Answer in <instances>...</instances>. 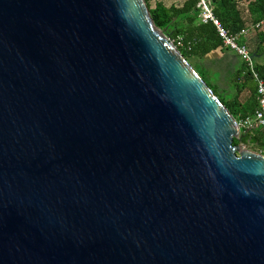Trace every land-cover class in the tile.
Returning <instances> with one entry per match:
<instances>
[{
	"label": "water",
	"instance_id": "obj_1",
	"mask_svg": "<svg viewBox=\"0 0 264 264\" xmlns=\"http://www.w3.org/2000/svg\"><path fill=\"white\" fill-rule=\"evenodd\" d=\"M146 0H0V264H264V154Z\"/></svg>",
	"mask_w": 264,
	"mask_h": 264
},
{
	"label": "trees",
	"instance_id": "obj_2",
	"mask_svg": "<svg viewBox=\"0 0 264 264\" xmlns=\"http://www.w3.org/2000/svg\"><path fill=\"white\" fill-rule=\"evenodd\" d=\"M215 14L231 31L250 29L242 42L255 59V69L264 80V0H212ZM155 24L176 43L181 37L183 46L178 48L200 73L221 101L238 121L252 116L258 108L257 81L247 62L230 57L231 49L224 46L216 27L199 18L198 0H146ZM263 23L255 27L257 23ZM214 51L221 57L208 58ZM229 69L221 73L223 63ZM227 64V65H228ZM234 144L248 146L264 153V127L242 128Z\"/></svg>",
	"mask_w": 264,
	"mask_h": 264
},
{
	"label": "built area",
	"instance_id": "obj_3",
	"mask_svg": "<svg viewBox=\"0 0 264 264\" xmlns=\"http://www.w3.org/2000/svg\"><path fill=\"white\" fill-rule=\"evenodd\" d=\"M197 7L199 8L200 20L204 23L211 22L216 27L218 36L221 38L224 46L241 56L247 62L249 68L256 78L259 105L252 116H247L245 119L238 121L241 130L242 128H252L255 126L264 127V80L259 76L255 69V59L251 51L247 45L242 42L244 36L249 33L250 29L242 28L239 31L234 32L224 26L220 18L215 14L212 0H198ZM262 23L263 21L257 23L255 27H259ZM175 45L177 47L183 46V39L178 37L176 39Z\"/></svg>",
	"mask_w": 264,
	"mask_h": 264
},
{
	"label": "crops",
	"instance_id": "obj_4",
	"mask_svg": "<svg viewBox=\"0 0 264 264\" xmlns=\"http://www.w3.org/2000/svg\"><path fill=\"white\" fill-rule=\"evenodd\" d=\"M229 54H230V57L232 58H235L236 61H238V59H240L238 56H237V53L234 52V51H229ZM222 56V53H220V51H214L213 53H211L210 57L208 58H215V57H221ZM228 63H223L221 65V69L217 68L218 71H221V73L225 72L226 70L229 69V64L227 65Z\"/></svg>",
	"mask_w": 264,
	"mask_h": 264
},
{
	"label": "rangeland",
	"instance_id": "obj_5",
	"mask_svg": "<svg viewBox=\"0 0 264 264\" xmlns=\"http://www.w3.org/2000/svg\"><path fill=\"white\" fill-rule=\"evenodd\" d=\"M232 51V50H231ZM192 63H193V65H195V62L192 60ZM242 147H244V148H248V149H251V148H249L248 146H244V145H242ZM253 150V149H252ZM256 151V150H255ZM260 152V151H259Z\"/></svg>",
	"mask_w": 264,
	"mask_h": 264
}]
</instances>
